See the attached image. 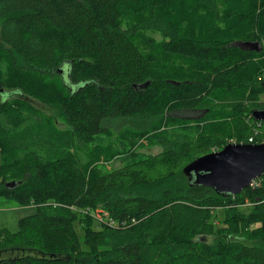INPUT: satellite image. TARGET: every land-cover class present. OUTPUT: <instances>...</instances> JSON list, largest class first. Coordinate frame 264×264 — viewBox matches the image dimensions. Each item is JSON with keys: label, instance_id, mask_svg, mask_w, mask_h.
I'll use <instances>...</instances> for the list:
<instances>
[{"label": "trees", "instance_id": "1", "mask_svg": "<svg viewBox=\"0 0 264 264\" xmlns=\"http://www.w3.org/2000/svg\"><path fill=\"white\" fill-rule=\"evenodd\" d=\"M0 41V197L35 207L0 264H264V176L183 172L264 143V0H0Z\"/></svg>", "mask_w": 264, "mask_h": 264}, {"label": "water", "instance_id": "2", "mask_svg": "<svg viewBox=\"0 0 264 264\" xmlns=\"http://www.w3.org/2000/svg\"><path fill=\"white\" fill-rule=\"evenodd\" d=\"M252 117L264 122V110H254ZM183 172L192 185L208 187L222 195H240L264 176V143H230L221 151L194 160Z\"/></svg>", "mask_w": 264, "mask_h": 264}, {"label": "rangeland", "instance_id": "3", "mask_svg": "<svg viewBox=\"0 0 264 264\" xmlns=\"http://www.w3.org/2000/svg\"><path fill=\"white\" fill-rule=\"evenodd\" d=\"M0 43H1V41H0ZM6 50L0 49V58L8 55L9 50L8 49H6ZM6 58H8V56ZM2 95H3V97H2ZM9 98H10V96L8 95V93L5 91H2V94L0 96V100L1 99L7 100ZM31 101L37 108H39L41 111H43L44 114H46V115L48 114L51 117V119H53L55 121V123L57 124V127L59 129L66 130L68 128L67 124L62 119V117H61L62 114L59 111L57 106L51 105V104L44 105V104H41V103L34 101L32 99H31ZM168 115L175 117V118H186V119H196L199 116L195 112H188V111H176V112H171ZM109 125L111 126L110 131L113 133L114 137H117L125 129L124 127L121 126L122 124H120L118 122H110ZM107 139H109V137L103 135L101 141L103 143H106V142H108ZM160 150H161V148L149 149V148L145 147L141 152L146 154V155H154V154L159 153ZM122 161H123V159L117 158V159H115V162L113 164L109 165V167L118 168L123 164ZM124 163H127V161H125ZM248 208L249 207H247V205H245V212H250V209H248ZM34 213H35L34 205L19 206L14 201L0 197V227H2V228H6L9 231L15 233L19 230V227H20L19 225H20L21 219L28 217L30 215H33Z\"/></svg>", "mask_w": 264, "mask_h": 264}, {"label": "built area", "instance_id": "4", "mask_svg": "<svg viewBox=\"0 0 264 264\" xmlns=\"http://www.w3.org/2000/svg\"><path fill=\"white\" fill-rule=\"evenodd\" d=\"M253 142V139H251L250 140V143H252ZM256 182V181H255ZM255 182L252 184V186H254L255 185Z\"/></svg>", "mask_w": 264, "mask_h": 264}, {"label": "flooded vegetation", "instance_id": "5", "mask_svg": "<svg viewBox=\"0 0 264 264\" xmlns=\"http://www.w3.org/2000/svg\"><path fill=\"white\" fill-rule=\"evenodd\" d=\"M188 112H193V111H191V110H188Z\"/></svg>", "mask_w": 264, "mask_h": 264}, {"label": "bare ground", "instance_id": "6", "mask_svg": "<svg viewBox=\"0 0 264 264\" xmlns=\"http://www.w3.org/2000/svg\"><path fill=\"white\" fill-rule=\"evenodd\" d=\"M87 211V210H86ZM110 215V214H109Z\"/></svg>", "mask_w": 264, "mask_h": 264}]
</instances>
